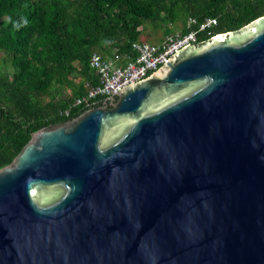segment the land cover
I'll list each match as a JSON object with an SVG mask.
<instances>
[{"label":"water","instance_id":"water-1","mask_svg":"<svg viewBox=\"0 0 264 264\" xmlns=\"http://www.w3.org/2000/svg\"><path fill=\"white\" fill-rule=\"evenodd\" d=\"M196 44L0 169V264H264V16Z\"/></svg>","mask_w":264,"mask_h":264},{"label":"trees","instance_id":"trees-1","mask_svg":"<svg viewBox=\"0 0 264 264\" xmlns=\"http://www.w3.org/2000/svg\"><path fill=\"white\" fill-rule=\"evenodd\" d=\"M262 16L264 0H0V169L33 133L87 109L74 103L99 85L89 67L92 54L121 63L132 58L147 24L170 35L177 23L188 32L189 18L216 19L198 45Z\"/></svg>","mask_w":264,"mask_h":264},{"label":"built area","instance_id":"built-area-1","mask_svg":"<svg viewBox=\"0 0 264 264\" xmlns=\"http://www.w3.org/2000/svg\"><path fill=\"white\" fill-rule=\"evenodd\" d=\"M216 26V19H207L198 23L195 19L189 18L185 26L188 32L168 35L158 44L147 42L132 44L135 54L132 58H126L123 64H120L121 61L118 58H103L99 54H92L89 67L97 74L99 85L90 89L85 96L76 99L74 106L86 107L97 97L107 99L121 89L147 79L177 52L196 44L199 34L209 35L210 30ZM68 113V111L64 112L65 115Z\"/></svg>","mask_w":264,"mask_h":264},{"label":"rangeland","instance_id":"rangeland-1","mask_svg":"<svg viewBox=\"0 0 264 264\" xmlns=\"http://www.w3.org/2000/svg\"><path fill=\"white\" fill-rule=\"evenodd\" d=\"M182 24L181 23H177L175 25L172 26V29L173 31L177 32L179 31L181 28H182ZM162 33H163V30L161 28H158V29H155L153 28V26H148L145 25L144 29H143V33H142V36H141V40L143 41H146L148 43H159V38L160 36H162ZM3 55L1 54L0 52V67H2V63H1V59H2Z\"/></svg>","mask_w":264,"mask_h":264},{"label":"crops","instance_id":"crops-1","mask_svg":"<svg viewBox=\"0 0 264 264\" xmlns=\"http://www.w3.org/2000/svg\"><path fill=\"white\" fill-rule=\"evenodd\" d=\"M182 29H183V26H182V28H181L179 31H177V32H181ZM185 29H186V28H185ZM177 32H175V31L172 30V32L170 33V35H171V34H174V33H177ZM166 36H168V35H165L164 32H163V33H162V36H160V38H159V39H160V40H159V43H161V42L165 39ZM140 40H141V39H140ZM141 42H146V41L141 40ZM147 43H148V42H147ZM151 44H152V43H151ZM153 44H154V43H153ZM156 44H158V43H156ZM123 63H124V62H122V63L120 62V64H123Z\"/></svg>","mask_w":264,"mask_h":264}]
</instances>
